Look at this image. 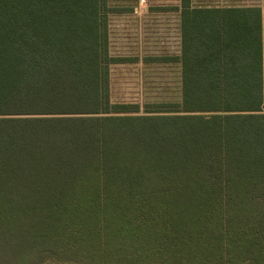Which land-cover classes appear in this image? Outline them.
<instances>
[{"label": "trees", "instance_id": "16d2710c", "mask_svg": "<svg viewBox=\"0 0 264 264\" xmlns=\"http://www.w3.org/2000/svg\"><path fill=\"white\" fill-rule=\"evenodd\" d=\"M110 9L0 0V249L264 264L261 7L181 0L182 100L145 113L111 101Z\"/></svg>", "mask_w": 264, "mask_h": 264}, {"label": "rangeland", "instance_id": "374dc122", "mask_svg": "<svg viewBox=\"0 0 264 264\" xmlns=\"http://www.w3.org/2000/svg\"><path fill=\"white\" fill-rule=\"evenodd\" d=\"M194 2L261 5L264 10V0ZM108 3L110 50L123 58L110 67L111 101L136 104L140 113L163 102H181V0H108ZM13 260L10 252L8 256L0 249L2 264ZM39 264L77 263L47 258Z\"/></svg>", "mask_w": 264, "mask_h": 264}, {"label": "crops", "instance_id": "0c3cea01", "mask_svg": "<svg viewBox=\"0 0 264 264\" xmlns=\"http://www.w3.org/2000/svg\"><path fill=\"white\" fill-rule=\"evenodd\" d=\"M257 6H260L262 9V23H263V32H264V10L261 5H257Z\"/></svg>", "mask_w": 264, "mask_h": 264}]
</instances>
